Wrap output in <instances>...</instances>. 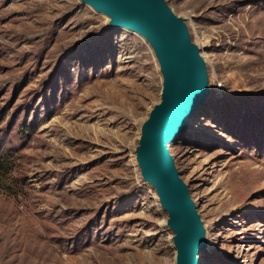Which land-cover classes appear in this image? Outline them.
Instances as JSON below:
<instances>
[{
  "label": "rangeland",
  "instance_id": "rangeland-1",
  "mask_svg": "<svg viewBox=\"0 0 264 264\" xmlns=\"http://www.w3.org/2000/svg\"><path fill=\"white\" fill-rule=\"evenodd\" d=\"M209 94L167 145L199 264H264V0H165ZM79 0H0V264H172L134 161L159 101L147 43Z\"/></svg>",
  "mask_w": 264,
  "mask_h": 264
},
{
  "label": "water",
  "instance_id": "water-1",
  "mask_svg": "<svg viewBox=\"0 0 264 264\" xmlns=\"http://www.w3.org/2000/svg\"><path fill=\"white\" fill-rule=\"evenodd\" d=\"M79 2L106 16L108 26L140 36L152 51L161 76L159 101L140 124L134 161L141 180L152 187L166 213L172 264H199L198 254L206 245L203 224L167 147L209 94L199 48L190 40L183 19L165 0Z\"/></svg>",
  "mask_w": 264,
  "mask_h": 264
}]
</instances>
